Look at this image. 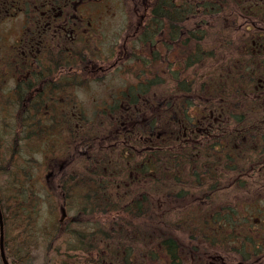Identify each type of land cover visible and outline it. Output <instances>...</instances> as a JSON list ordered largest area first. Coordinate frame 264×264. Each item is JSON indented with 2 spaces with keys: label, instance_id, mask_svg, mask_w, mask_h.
Wrapping results in <instances>:
<instances>
[{
  "label": "trees",
  "instance_id": "16d2710c",
  "mask_svg": "<svg viewBox=\"0 0 264 264\" xmlns=\"http://www.w3.org/2000/svg\"><path fill=\"white\" fill-rule=\"evenodd\" d=\"M259 2L142 0L145 6L139 8L145 21L140 41L147 58L145 63H140L143 69L136 64L133 70L138 76L136 81L120 93V99L114 104L97 112L94 125L92 120L83 119L82 131L73 134L74 144L68 138L64 145L68 156L73 154L76 162L82 161L78 163L79 174L51 164L54 168L51 175L91 176L85 189L88 212L105 213L114 209L116 215L120 206L123 229L132 224L147 227L151 198H162L167 207L171 202L189 200L185 206L195 208L188 212L191 218L179 221L184 223L183 234L193 241L190 247L196 254L221 249L223 244L237 246L230 244L233 240L221 236V232L228 231L237 238L244 231L243 239L245 231L258 233L263 223L260 201L264 199V167L261 166L264 164L260 162L264 153V51L259 50L257 41L261 37L253 33L240 40L232 38L238 19L264 18V5L259 9ZM139 8L136 9L140 12ZM0 16L5 15L0 13ZM259 35L262 36L261 32ZM64 56L68 60L71 57ZM65 59L67 64L73 62ZM10 66L14 72L15 65ZM167 78L175 81L174 88H167ZM20 88H17L14 101L18 102L14 106L24 107ZM3 111L0 118L6 116L4 108ZM23 111L22 108L21 113L12 115L19 139L22 129L30 126L29 120L22 116ZM69 122L64 126L73 128ZM42 128L48 131L49 125L43 124ZM67 133L70 135L71 130L67 129ZM8 163L4 173L12 179L13 193L10 189L8 198L2 194L0 204L5 226L18 231L16 240L19 241V235L25 240L37 208L27 186L33 175L29 167L18 166L16 155ZM247 165H254L248 188L251 190L252 184H259L254 201H240L237 196L242 193L252 198L241 180L250 171ZM257 168H261L258 179ZM229 175H234L230 184L236 187L229 195L237 200L236 204L228 200L229 196H223V201L218 199L220 193L226 192H222L226 188L223 186L228 184H222L221 180ZM62 183H67V179ZM81 183L83 180L73 182L75 190L84 189L85 184ZM129 187L133 189L129 191ZM55 190L67 191V188L62 185ZM113 190L118 193L110 198ZM130 193L133 198L128 200ZM5 206H9L8 212ZM243 206L250 208L248 213L242 214L237 209ZM162 213L166 217L167 210L162 209ZM114 221L117 224L118 218ZM155 222L156 226L168 223L163 218H156ZM138 228L141 231L142 227ZM160 245L165 257L179 255V243L175 239L155 236L154 247L157 249ZM174 261L168 259L170 263ZM162 263L167 264L165 260ZM12 264L23 263L17 259Z\"/></svg>",
  "mask_w": 264,
  "mask_h": 264
},
{
  "label": "rangeland",
  "instance_id": "374dc122",
  "mask_svg": "<svg viewBox=\"0 0 264 264\" xmlns=\"http://www.w3.org/2000/svg\"><path fill=\"white\" fill-rule=\"evenodd\" d=\"M259 1L261 2L257 3V6L261 9L264 1ZM141 2L142 0H103L100 5L103 8V5H107L104 11L101 14L97 13L96 10L92 11L91 17L95 25L91 31L94 34L88 35V37H91V41L87 46L83 45L76 48L82 53H85L84 47L87 49L85 63L83 62L84 64L82 65L84 67L82 71H77V78L86 85L75 88V98L71 99V106L65 109V112H68L70 116V125L74 126L69 128L62 125L63 127H61L64 130L62 134L47 135L44 140L30 139L31 142L19 139L17 130H14V119L11 114L15 112L10 109L7 99L4 98V90L2 88L4 82L1 79L3 75L6 76L9 65L18 59V55L13 59L11 46L20 38L24 19L19 14L12 15L9 18L8 16L5 18L0 16V106H5V113L7 114L0 118V196L3 194L8 198L7 195L11 191L13 193L12 179H10V175L4 173V169L10 165L8 160L14 155H16L18 166L29 167V172L36 176L35 182H27L28 194L33 198L34 203L37 204L36 212L34 213L35 217H33L34 221H31L26 230V238L28 237L27 246L22 245L23 239L21 235H19V241L15 239L18 231L14 230L10 225L5 226V248L11 263L17 260L15 258L23 257L27 253L24 264H75V262L76 264H79L77 262H80V264H98L96 261L102 255L115 253V247L108 246V244H112L113 240L103 235L105 230H113L115 234L118 233V247L123 252L125 250V255L130 253L129 256L134 259L132 264H163V260L167 264H176L168 262V257H165L164 248L161 245L157 249L154 247L155 236L173 238L180 245L190 244L189 247L194 244L189 236L183 234L182 226L184 223L179 221V219L183 220L184 217L191 218L192 214L190 213L191 215H189L188 212H192L195 208L185 206L190 203L189 200L171 202L170 206L167 207L165 200L162 198H151L149 204L152 208L151 213L147 214V218H149L147 227L132 224L127 226L128 229H123L122 207L120 206L116 215H114V209H108L105 213L83 212V210L88 208L85 204V196L87 194L85 189L90 184L84 181V183H81L85 184L84 189L79 190L80 194H77L76 197L71 196V204H68L67 208L68 219L66 220L65 218L61 221L63 217L60 210L61 197L69 196V191L55 190L57 188V177L63 178L64 176L50 174L54 169L51 168V164L67 168L70 172L75 173L77 171L79 174V169L81 168L79 162L82 161L76 162L73 154L68 156V151L64 146L68 138H71L70 140L74 144L73 134L77 135V132L80 133L82 131L83 123L85 122L83 119L88 118L92 120L91 124H93V118L99 115L97 112H100L103 107H109L114 104L117 98L120 99V93L136 81L135 77L137 79L138 76L133 71L134 67L136 68V64H139L138 66L140 67L141 61L143 63L147 61L146 50L143 48L144 44L142 45L140 41V36H142L140 32L144 25L139 23L143 20L144 14L141 13L143 10L139 7L145 6ZM5 4L10 5H6L5 11H11V1L5 0ZM100 5L94 6V8H101ZM136 8H139L140 12ZM88 12L89 10L85 11V13ZM10 13L12 14V12ZM10 13H7V15ZM253 23L254 26H252L253 24L250 21L238 19L235 24L237 30L232 39L240 40L241 37L253 33L255 36L261 37L257 38V41L260 45L259 50L264 51V33H261L262 36L259 35V28L264 30V26H261L264 22H258L257 19H253ZM58 52L62 55V58L60 56L61 64L65 63V58V61L73 60L72 57L68 60V56H64V54H69L64 46ZM162 52L161 56H164L165 50ZM14 53L17 52L14 51ZM140 68L143 69V67ZM162 68L169 70L165 65H162ZM87 70L90 71L89 75ZM137 73H139V76L142 75V72ZM7 85H10V82H7ZM166 86L172 89L176 86V83L171 78H167ZM6 88L10 89L11 86ZM161 93L163 92L161 91ZM0 112H4L2 107H0ZM71 113H75V115ZM65 128L71 130L70 135H68ZM40 144L41 146H39ZM262 154L260 162L264 164V153ZM255 155L257 154L255 153ZM247 166L250 167V171L241 180L245 182H243L245 184L244 189L250 190L247 185L252 179L251 174L254 165ZM261 166L264 167V165ZM259 169H255V177L257 179ZM47 175H49L48 178H46ZM233 176L229 175L222 178V184H228L223 186L226 188L222 192H226L220 193L218 198L220 201H223V196H229L228 200L231 203H237V200L230 198L233 196L229 195L236 187H232L230 184L231 180L234 179ZM258 188V183L252 184L251 193H249L250 197H252L250 198L251 200L248 197H244L242 193H237V196L240 201H243L241 199L254 201L257 199L256 196H258L257 194L255 195L258 192ZM132 189V187L128 188L129 191ZM123 191L126 192L124 189ZM116 193H118L117 190H113L110 198ZM132 198L133 195L130 193L128 200ZM260 205L264 208V199H261ZM173 206H176V209L173 210ZM162 209H164V212L167 210L166 217L162 213ZM237 209L242 214H246L250 210V208L244 206ZM79 211H82V213ZM72 218L76 220L71 221ZM116 218H118V224H115V221L112 223ZM156 218H163L168 223L163 224V226H156ZM138 227H142L141 231ZM135 229L138 230L136 231ZM83 233L85 236H83ZM78 234H81V237ZM220 235L228 236L229 240H241L243 239L244 231L237 234V238L228 231L221 232ZM84 244L89 249L83 250ZM78 246L82 249H79ZM189 247L188 252L191 251ZM74 250L77 251L74 253ZM179 253L183 254L184 249H181ZM75 254L80 256L75 257ZM211 254L212 249L204 254L199 251V254H196L195 257L209 256ZM228 256L231 257L232 255L227 254L225 257ZM0 264H2L1 259ZM103 264H107L105 259H103ZM123 264H129V262H124Z\"/></svg>",
  "mask_w": 264,
  "mask_h": 264
},
{
  "label": "flooded vegetation",
  "instance_id": "af4514ba",
  "mask_svg": "<svg viewBox=\"0 0 264 264\" xmlns=\"http://www.w3.org/2000/svg\"><path fill=\"white\" fill-rule=\"evenodd\" d=\"M100 3H103V0L18 1L24 24L20 38L16 42L17 46L13 50L20 53L21 57L19 62H13L15 65L14 72L11 69L9 72L6 71V76L4 77L6 84L4 87H12L11 90L6 91V97L10 98H15L17 96V88L21 87L20 96L24 104V107L22 105L24 109L22 115L27 119H40L41 126L39 129L41 130H44L42 125L45 120L52 121V129L54 130H58L60 123L66 124L70 116L68 112H65V109L71 106L70 101L75 98V88L86 85L77 78V71H82L84 67L80 66V64L81 62L85 63L87 49L84 47L85 53H82L76 48L83 45L87 46L90 43L91 37H88V35L94 34L91 31L95 25L91 17L92 11L96 10L97 13L101 14L107 6L103 5V8ZM97 5H100L101 8H94ZM90 6L92 7L90 8ZM86 10H89V12L85 13ZM258 18L246 16L244 20L250 21L253 24L252 26H254L253 19H257L258 22H264L262 16ZM144 20L145 18L139 24L144 25ZM261 26L263 27L264 24H261ZM259 31L264 33L262 28H259ZM182 33L184 32L182 31ZM63 46L69 52L67 55L72 57L73 62L61 64L60 52L57 53V51ZM74 64L79 66H74ZM87 74H90L89 70H87ZM7 82H10V85H7ZM71 114L75 115V113ZM55 118L56 122L53 121ZM28 129L27 127L25 128V130ZM66 179L68 181L83 180L84 182H90L91 176L72 175ZM77 194H80L79 191L72 187L69 196H65L61 202L60 210L63 214L61 221L65 218L66 220L68 219V204H71V196L76 197ZM85 203H87L86 200ZM89 209L87 208L83 212L86 213ZM4 210L8 212L9 206H5ZM79 212L82 213V211ZM74 220L76 219H71V221ZM103 235L113 240L112 244H108V246H114L115 253L102 255L96 261L98 264H103V259H105L107 264L133 263L134 259L129 256L130 253L125 255V250L123 252L118 247V233L115 234L113 230H105ZM78 236L81 237V234H78ZM83 236H85L84 233ZM249 238L231 241L237 244L234 248L228 244H223L221 249H215L214 254L205 257H195L194 252L196 251L191 250L188 252L186 250L187 247H184L185 252L182 256H170V259H175L172 263L176 264H264V222L261 223L260 230L255 234V237ZM27 240L28 237L23 240V246H27ZM79 249L82 248L79 247ZM85 249H89V247L84 244L83 250ZM75 251L77 250H74V253ZM227 254L232 256L225 257ZM25 256H27V253L23 257L16 259L24 263L26 261ZM74 256L79 257L80 255L75 254ZM77 263L80 264V262Z\"/></svg>",
  "mask_w": 264,
  "mask_h": 264
},
{
  "label": "water",
  "instance_id": "95a60500",
  "mask_svg": "<svg viewBox=\"0 0 264 264\" xmlns=\"http://www.w3.org/2000/svg\"><path fill=\"white\" fill-rule=\"evenodd\" d=\"M0 226H1V237H0V247H1V256H2V259H3V263L4 264H9L7 259H6V256H5V252H4V236H3V221H2V214H1V211H0Z\"/></svg>",
  "mask_w": 264,
  "mask_h": 264
}]
</instances>
